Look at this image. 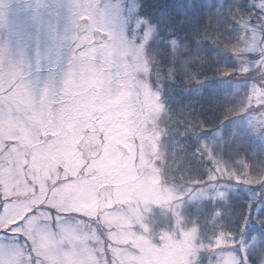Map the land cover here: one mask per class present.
Here are the masks:
<instances>
[{"label": "rangeland", "instance_id": "obj_1", "mask_svg": "<svg viewBox=\"0 0 264 264\" xmlns=\"http://www.w3.org/2000/svg\"><path fill=\"white\" fill-rule=\"evenodd\" d=\"M138 11L136 0H0V83L31 80L29 65L34 76L41 55L45 75L50 60L60 73L57 103L43 126L39 118L30 119L31 112L0 123V226L36 208L17 229L23 233L18 241L7 234L0 240V264H28L29 258L35 264H195L205 247L196 228L159 232L158 242L148 236L152 205L168 207L179 197L164 187L153 154L157 141L146 131L162 103L143 80L149 67L145 42L154 27L135 22ZM83 17L91 25L80 35ZM97 30L109 34L103 44L94 43ZM252 33L249 49L259 52L262 31ZM69 76L75 84L65 95L61 89ZM20 92L17 87L14 106ZM34 94L39 104L40 88ZM85 104L91 119L74 107L83 111ZM100 105L103 113L96 111ZM81 140L99 144L100 157L86 160ZM103 184L112 185L116 207L100 215ZM48 205L66 215L53 221ZM83 218L101 222L104 233L90 231ZM231 240H215L213 264L239 261L234 251L219 246Z\"/></svg>", "mask_w": 264, "mask_h": 264}, {"label": "trees", "instance_id": "obj_2", "mask_svg": "<svg viewBox=\"0 0 264 264\" xmlns=\"http://www.w3.org/2000/svg\"><path fill=\"white\" fill-rule=\"evenodd\" d=\"M261 1L136 0L134 21L154 27L143 80L162 103L146 131L164 187L179 197L152 205L148 236L196 228L206 244L195 264L215 263L221 237L235 264H264V49H249L254 29L264 43Z\"/></svg>", "mask_w": 264, "mask_h": 264}, {"label": "snow or ice", "instance_id": "obj_3", "mask_svg": "<svg viewBox=\"0 0 264 264\" xmlns=\"http://www.w3.org/2000/svg\"><path fill=\"white\" fill-rule=\"evenodd\" d=\"M52 61H49V66L47 74H44V64L43 57L41 55L40 62L36 66V74L33 76L31 71V65H29V76L31 80L28 81H15L10 82L5 86L0 83V123L3 122L5 118H10L12 120H18L19 114L24 113L25 115L29 112L32 113V118H39L41 126L46 122L47 113L51 112V105L57 103L54 99L56 95H59L57 92V83L60 73L52 68ZM75 84L74 77H67L64 80V86L61 89L65 95H68L69 89ZM17 87L21 88L20 98L15 101V106L13 105V98L15 97ZM40 88V101L37 104L34 94V89ZM26 93V95H25ZM27 100L28 103H22V101ZM93 104L95 102L93 101ZM79 115L85 116L88 119H91L90 112L88 109L91 107L85 104V110L81 111L79 106H74ZM97 113H103V105H100L96 108ZM68 117L71 118V113L69 112ZM99 118V116L97 117ZM50 209V217L53 221L58 220L60 216L66 215L62 213L60 208L56 205H48ZM36 213V208L30 209L28 212L24 213L21 219H17L12 223H6L4 226H0V240L4 239L6 234L13 237L15 240L23 235L22 232L17 231L29 217L33 216ZM55 213V215H52ZM27 239V238H25ZM0 248H3V245H0ZM28 264H35V261L32 258H29Z\"/></svg>", "mask_w": 264, "mask_h": 264}, {"label": "water", "instance_id": "obj_4", "mask_svg": "<svg viewBox=\"0 0 264 264\" xmlns=\"http://www.w3.org/2000/svg\"><path fill=\"white\" fill-rule=\"evenodd\" d=\"M91 25V20L88 17H83L80 19L79 24L77 26V32L79 34L86 33ZM109 35L106 32H102L101 30H97L95 32V44H102L108 39ZM52 135H47L45 137L46 140L50 139ZM80 143L83 145L82 148V156L86 160H92L100 157L102 154V148L100 145H94V144H86L84 140H81ZM98 212L100 214L113 210L116 207V201L113 196V189L111 185L109 184H103L98 189Z\"/></svg>", "mask_w": 264, "mask_h": 264}]
</instances>
